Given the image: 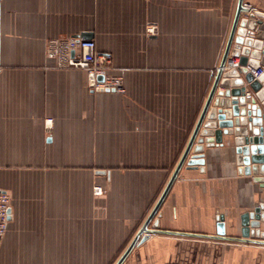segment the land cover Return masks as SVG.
<instances>
[{
	"label": "crops",
	"instance_id": "0c3cea01",
	"mask_svg": "<svg viewBox=\"0 0 264 264\" xmlns=\"http://www.w3.org/2000/svg\"><path fill=\"white\" fill-rule=\"evenodd\" d=\"M244 1L264 21V0ZM238 2L0 0V190L11 197L0 264H115L188 145ZM86 33L124 91L92 89L86 70L48 58L49 39ZM204 158V171L183 166L156 215L171 232L123 264H264V244L204 236L221 215L240 236L241 215L264 203L235 146L204 143Z\"/></svg>",
	"mask_w": 264,
	"mask_h": 264
},
{
	"label": "water",
	"instance_id": "95a60500",
	"mask_svg": "<svg viewBox=\"0 0 264 264\" xmlns=\"http://www.w3.org/2000/svg\"><path fill=\"white\" fill-rule=\"evenodd\" d=\"M244 2H238L222 60L188 145L156 205L115 264H123L138 242L146 240L149 234L171 232L158 227L156 215L184 165L204 171V143L235 146L239 172L253 175L264 187V85L249 69L264 63V21L255 14L244 17L243 12L248 11ZM82 37L92 35L86 33ZM230 56L240 57V66L227 68ZM248 92L252 93L250 97ZM218 220L217 235L204 236L264 244V203L241 215L240 236H228L224 216Z\"/></svg>",
	"mask_w": 264,
	"mask_h": 264
},
{
	"label": "built area",
	"instance_id": "2783aa9c",
	"mask_svg": "<svg viewBox=\"0 0 264 264\" xmlns=\"http://www.w3.org/2000/svg\"><path fill=\"white\" fill-rule=\"evenodd\" d=\"M248 11L243 12L244 17L255 14V7L250 3L244 2ZM150 32L154 27H149ZM48 58L56 62L59 68H81L87 71L88 83L92 89H113L124 91L121 79L110 73L111 55L98 52L95 39L76 36L56 37L49 39L46 47ZM240 66V57L230 56L226 67ZM254 77L264 85V63L258 68L249 66ZM104 79H99V76ZM252 95L248 92V96ZM101 191V188H99ZM11 197L7 192L0 190V244L7 232L9 224V209Z\"/></svg>",
	"mask_w": 264,
	"mask_h": 264
},
{
	"label": "rangeland",
	"instance_id": "374dc122",
	"mask_svg": "<svg viewBox=\"0 0 264 264\" xmlns=\"http://www.w3.org/2000/svg\"><path fill=\"white\" fill-rule=\"evenodd\" d=\"M263 245V244H262Z\"/></svg>",
	"mask_w": 264,
	"mask_h": 264
}]
</instances>
